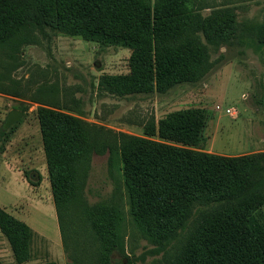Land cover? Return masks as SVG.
I'll return each instance as SVG.
<instances>
[{
	"label": "trees",
	"instance_id": "obj_1",
	"mask_svg": "<svg viewBox=\"0 0 264 264\" xmlns=\"http://www.w3.org/2000/svg\"><path fill=\"white\" fill-rule=\"evenodd\" d=\"M207 8H214L207 0H0V91L21 48L49 31L130 49L131 74L101 78L100 90L116 97L165 92L199 79L211 65L198 34L214 42L207 31L212 22L201 16ZM214 11L213 20L221 14ZM208 122L198 110L170 114L158 132L147 126L146 135L159 142L39 110L69 264H111L125 227L122 203L90 206L85 197L93 157L104 154L111 174L122 179L131 222L142 237L162 248L168 243L165 249L183 239L165 264H264V154L227 157L193 149L204 144ZM0 229L17 260H28L29 226L0 209Z\"/></svg>",
	"mask_w": 264,
	"mask_h": 264
},
{
	"label": "rangeland",
	"instance_id": "obj_2",
	"mask_svg": "<svg viewBox=\"0 0 264 264\" xmlns=\"http://www.w3.org/2000/svg\"><path fill=\"white\" fill-rule=\"evenodd\" d=\"M207 4L214 8L203 9L201 16L212 22L207 31L214 42L202 32L198 35L211 66L199 79L165 92L116 97L100 90L103 76L131 74L132 51L124 47L49 31L47 37L39 35L36 44L21 48L16 68H9L11 80L1 81L5 89L0 91V209L27 224L32 237L29 258L20 262L0 229V264L70 262L46 165L41 108L159 142L164 141L146 135L148 125L154 124L158 132L170 114L198 110L208 115L209 122L204 144L193 149L227 157L264 154V0H207ZM214 10L221 14L213 20ZM21 106L26 108L21 118L5 128L10 113ZM85 197L90 206L111 202L124 208L125 227L111 264H165L167 254L182 246L181 238L165 249L168 243L162 248L137 231L122 179L109 170L108 154L93 157Z\"/></svg>",
	"mask_w": 264,
	"mask_h": 264
},
{
	"label": "water",
	"instance_id": "obj_3",
	"mask_svg": "<svg viewBox=\"0 0 264 264\" xmlns=\"http://www.w3.org/2000/svg\"><path fill=\"white\" fill-rule=\"evenodd\" d=\"M22 116V111L20 110H14L10 113L8 116L6 123H5V128L9 127L11 124L17 122Z\"/></svg>",
	"mask_w": 264,
	"mask_h": 264
}]
</instances>
